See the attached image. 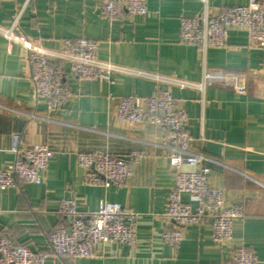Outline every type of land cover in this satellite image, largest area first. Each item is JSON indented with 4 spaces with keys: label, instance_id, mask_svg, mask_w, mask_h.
<instances>
[{
    "label": "crops",
    "instance_id": "0c3cea01",
    "mask_svg": "<svg viewBox=\"0 0 264 264\" xmlns=\"http://www.w3.org/2000/svg\"><path fill=\"white\" fill-rule=\"evenodd\" d=\"M248 1L147 0V15L112 20L101 13L100 0H0V26L18 17V30L49 50H60L66 38L95 40L99 58L122 68L111 80L81 81L63 63L75 95L50 111L34 88L26 50L0 33V166L16 158L14 134L21 147L42 143L54 151L41 184L0 189V235L7 232L33 250H49L50 234L69 222L60 211L62 199H75L83 214L109 200L140 213L136 243H105L92 257L52 254L44 264H225L239 246L252 248L264 264V48L250 45L240 29L229 32L223 47L205 49L180 37L182 17ZM210 70L235 73L246 92L220 82L193 86ZM174 80L193 85L181 87ZM158 88L169 89L186 108L191 150L206 157L210 184L222 189L227 204L244 207L228 244L214 242L210 218L188 225L179 243L163 239L164 231L176 227L166 216L175 168L162 146L165 129L119 120L110 98L149 96ZM131 150L141 153L131 177L109 186L84 182L78 153ZM182 200L198 205L188 193Z\"/></svg>",
    "mask_w": 264,
    "mask_h": 264
},
{
    "label": "built area",
    "instance_id": "2783aa9c",
    "mask_svg": "<svg viewBox=\"0 0 264 264\" xmlns=\"http://www.w3.org/2000/svg\"><path fill=\"white\" fill-rule=\"evenodd\" d=\"M30 1V0H28ZM207 2V0H203ZM100 10L109 19H125L148 14L147 0H100ZM18 17L10 26H0V33L9 43H19L28 54L31 78L39 97L46 99L50 111L59 109L74 97L66 82L63 63L81 81L111 80L121 67L99 58V43L88 38H66L60 50L42 47L38 39L28 37L18 30ZM232 29L244 30L250 45L264 48V0H249L245 5H223L215 13L207 9L195 16H184L180 23L181 41L186 44L223 47L227 45ZM181 87L193 85L180 80ZM220 82L240 93L246 92L235 73L210 70L201 84ZM117 117L130 123L148 122L163 127V148L175 168V186L167 197L166 216L176 227L163 232L167 242L179 243L190 224L210 218L215 243L225 245L233 239V223L244 216L241 203L227 204L223 191L209 181L210 168L203 165L206 157L191 150L193 136L188 128L189 116L169 89L158 88L152 95L137 94L114 96ZM33 116V115H29ZM12 163L0 166V189L20 187L21 183L41 184L54 157L46 144L20 146V135H13ZM84 171V182L91 186H109L131 177L140 162L141 153L131 150L123 155L106 151H87L77 155ZM191 166L193 169H185ZM188 193L198 205L182 200ZM60 211L69 222L58 226L49 236V250L36 251L28 245L17 243L5 232L0 235V264H44L52 254L72 258L92 257L100 245L109 242L134 244L139 236L140 213L109 200H102L97 210L83 214L73 198H64ZM256 252L246 246L236 247L225 264H258Z\"/></svg>",
    "mask_w": 264,
    "mask_h": 264
}]
</instances>
